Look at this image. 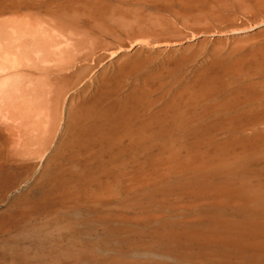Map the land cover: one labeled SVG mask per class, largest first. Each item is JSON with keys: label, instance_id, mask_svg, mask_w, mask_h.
I'll return each instance as SVG.
<instances>
[{"label": "bare ground", "instance_id": "bare-ground-1", "mask_svg": "<svg viewBox=\"0 0 264 264\" xmlns=\"http://www.w3.org/2000/svg\"><path fill=\"white\" fill-rule=\"evenodd\" d=\"M0 164L6 264H264V0H0Z\"/></svg>", "mask_w": 264, "mask_h": 264}, {"label": "rangeland", "instance_id": "rangeland-1", "mask_svg": "<svg viewBox=\"0 0 264 264\" xmlns=\"http://www.w3.org/2000/svg\"><path fill=\"white\" fill-rule=\"evenodd\" d=\"M43 167V160H38L37 172ZM47 175H50L49 171L46 172V176ZM46 184V178L43 176L41 179H38L36 174H31L30 176H28V178H26V180H20V176L15 169H9L3 164H0V264H6L8 262L7 259L11 254L10 248L19 247V250L17 249L19 251L18 254H21L20 252L22 251L23 247V214L28 207L36 212L45 204L44 199L47 198L48 193H50V191H46L44 189ZM26 195L28 198L24 199L23 197ZM31 239H33L32 243L35 244L36 239L34 237H32ZM16 241L17 243H15ZM2 261H4V263Z\"/></svg>", "mask_w": 264, "mask_h": 264}]
</instances>
